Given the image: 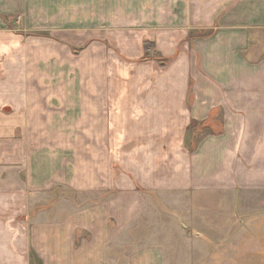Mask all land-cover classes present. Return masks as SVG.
<instances>
[{
    "label": "crops",
    "instance_id": "1",
    "mask_svg": "<svg viewBox=\"0 0 264 264\" xmlns=\"http://www.w3.org/2000/svg\"><path fill=\"white\" fill-rule=\"evenodd\" d=\"M98 4L0 32V264H264V0H150L120 26ZM163 194L186 195L182 250L127 239Z\"/></svg>",
    "mask_w": 264,
    "mask_h": 264
},
{
    "label": "rangeland",
    "instance_id": "2",
    "mask_svg": "<svg viewBox=\"0 0 264 264\" xmlns=\"http://www.w3.org/2000/svg\"><path fill=\"white\" fill-rule=\"evenodd\" d=\"M108 2L111 25L120 26L135 23V10L148 6L150 0H106ZM157 1V0H155ZM147 2V3H146ZM146 4V5H145ZM99 6L98 0H27L26 9L23 12L1 13L0 12V32L7 30H22L25 32L45 34V27H54L57 24L69 22V24H78L86 26L87 15L91 12L96 13V8ZM106 6V5H105ZM62 16V20L60 17ZM64 196V195H63ZM65 198V197H64ZM96 199V200H95ZM186 200L185 196L177 195H154L148 201V209L139 218L136 225L131 224L126 229L127 239L129 237H164L171 238L175 241V245H170L171 250H182L184 237L186 236V220L182 218V201ZM98 198L79 195V208L86 206L91 207V204L97 203ZM181 201V202H179ZM65 212L63 213V215ZM35 215L32 217V222L35 221ZM98 230L100 228H97ZM33 250L37 251L44 249L45 245L37 243L38 230L33 229ZM37 234V236H36ZM99 245H96V248ZM149 246L144 244H126L127 251H135L138 248ZM101 248H103L101 246ZM174 249V250H173ZM33 250L31 251L33 253ZM97 250V249H96ZM34 264H38L37 261Z\"/></svg>",
    "mask_w": 264,
    "mask_h": 264
}]
</instances>
